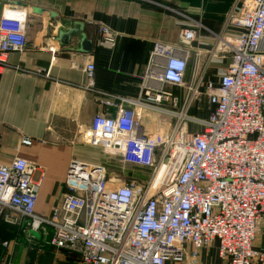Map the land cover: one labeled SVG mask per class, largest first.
Instances as JSON below:
<instances>
[{
    "label": "built area",
    "instance_id": "obj_1",
    "mask_svg": "<svg viewBox=\"0 0 264 264\" xmlns=\"http://www.w3.org/2000/svg\"><path fill=\"white\" fill-rule=\"evenodd\" d=\"M228 21L238 31L220 37L231 62L218 84L187 83L185 51L159 41L140 97L101 99L117 112L97 113L84 141L149 171L147 177L112 176L104 165L74 160L62 204L44 216L37 211V166L17 156L0 164V221L26 219L30 235H49L52 246L84 264H199L215 243L222 264H264V250L254 248L264 219V0H241ZM28 22L26 9L2 11L0 73L10 53L26 50ZM99 32L101 45L113 49L118 34L108 25ZM196 33L185 29L183 38ZM84 70L85 88L95 91V63ZM164 83L183 86V95L164 90ZM204 96L213 107L208 117L192 116ZM144 109L170 116V130L143 133Z\"/></svg>",
    "mask_w": 264,
    "mask_h": 264
},
{
    "label": "crops",
    "instance_id": "obj_2",
    "mask_svg": "<svg viewBox=\"0 0 264 264\" xmlns=\"http://www.w3.org/2000/svg\"><path fill=\"white\" fill-rule=\"evenodd\" d=\"M240 4L241 0H0L1 11L13 7L29 13L27 48L10 53L9 65L0 73V164L21 156L37 166L33 180L39 186V214L50 216L62 204L74 160L107 169L135 166L112 159L101 148L85 142L84 136L97 113L117 112L101 99L140 97L144 70L156 42L183 48L188 60L187 83L218 84L231 62V54L219 49V40L237 33L228 17ZM101 25L118 34L113 49L101 45ZM73 28L82 32L72 36L68 44L62 43L60 32ZM185 29L196 30L195 37L184 39ZM82 35L90 42L87 51L82 50ZM88 61L96 66L95 91L85 88ZM153 83L161 86L159 81ZM162 86L180 96L185 90L171 83ZM201 101L191 115L205 119L213 107L207 96ZM140 120L145 134L167 132L173 121L150 109L141 112ZM26 138L32 140L31 145L22 143ZM114 175L136 177L124 176L122 171ZM27 230L26 219L21 225L0 221V243L9 242L8 246L0 244L1 264L20 263L26 251L22 244L29 239L61 250L49 243V235H30ZM217 247L215 243L203 250L199 264H222ZM254 248L264 250V219Z\"/></svg>",
    "mask_w": 264,
    "mask_h": 264
},
{
    "label": "rangeland",
    "instance_id": "obj_3",
    "mask_svg": "<svg viewBox=\"0 0 264 264\" xmlns=\"http://www.w3.org/2000/svg\"><path fill=\"white\" fill-rule=\"evenodd\" d=\"M205 101H203L204 103ZM202 101L200 102V104ZM108 168V167H106ZM111 168V169H110ZM114 168V169H113ZM108 173L118 174L122 171V175L129 176L135 175L141 179H144L148 176L149 171L137 167H133L131 165H126L124 167H110L106 169ZM134 171V172H133ZM37 240L29 239L27 244H22V249L26 251L22 254L23 257L20 263H12V264H84L79 255L75 253H71L64 250H55L52 247L46 246V243L38 244ZM55 250V251H54ZM34 260L32 261V259ZM33 262V263H32ZM1 264V263H0ZM172 264V263H169Z\"/></svg>",
    "mask_w": 264,
    "mask_h": 264
},
{
    "label": "water",
    "instance_id": "obj_4",
    "mask_svg": "<svg viewBox=\"0 0 264 264\" xmlns=\"http://www.w3.org/2000/svg\"><path fill=\"white\" fill-rule=\"evenodd\" d=\"M38 12H41V11H38ZM1 15H2V11L0 9V18H1ZM79 31L82 32V30L77 29V28L70 29L69 31H61L60 32V41L64 44H68L70 38L72 36H75ZM81 44H82V50L83 51H87L89 49L90 42L87 40L85 35H82V43Z\"/></svg>",
    "mask_w": 264,
    "mask_h": 264
}]
</instances>
